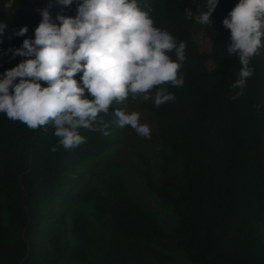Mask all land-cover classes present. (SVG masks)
Returning <instances> with one entry per match:
<instances>
[{
	"label": "trees",
	"instance_id": "1",
	"mask_svg": "<svg viewBox=\"0 0 264 264\" xmlns=\"http://www.w3.org/2000/svg\"><path fill=\"white\" fill-rule=\"evenodd\" d=\"M79 2L0 0L7 25L0 78L26 59L8 50L34 39L41 10L53 21L74 18ZM238 2L218 0L212 24L201 25L184 11H206L207 0H137L151 9L154 27L186 44L183 86L162 85L175 99L148 104L160 148L157 176L140 157L146 190L173 216L167 231L160 214L129 196L124 161H116L126 126L114 124L112 113L124 111L128 98L98 116L110 135L81 128L85 143L69 150L51 122L30 129L0 113V264H264V37L244 95L230 99L241 66L227 53L222 20ZM25 26L24 36L13 34ZM193 26L203 29L210 52L198 50ZM168 55L176 61L174 51Z\"/></svg>",
	"mask_w": 264,
	"mask_h": 264
},
{
	"label": "clouds",
	"instance_id": "2",
	"mask_svg": "<svg viewBox=\"0 0 264 264\" xmlns=\"http://www.w3.org/2000/svg\"><path fill=\"white\" fill-rule=\"evenodd\" d=\"M55 2L65 7L73 4V0ZM217 4L218 0H207L206 11L194 14L185 9L184 13L198 24H212ZM149 12L150 8L141 10L137 0H80L74 18L57 15L55 21L48 8L41 10L34 39H24L19 48L8 50L13 57L26 59L0 78V113L30 129L51 122L59 145L69 150L85 143L81 128L110 135L105 130L108 124L98 116L108 114L113 101H124L130 94L133 99H152L156 107L173 101L175 96L162 85L183 86L178 73L186 44H177L169 32L154 27ZM222 25L230 30L227 53L237 57L241 66L231 85L238 89L230 97L235 100L244 95L247 80L254 74L250 61L262 46L264 0H239ZM6 27L0 22V36ZM27 32L25 26L13 34L20 37ZM173 51L176 61L168 55ZM77 73H82L81 83L74 79ZM154 88L158 90L152 95ZM112 115L120 128L130 126L150 138V128L139 123L137 112L115 109Z\"/></svg>",
	"mask_w": 264,
	"mask_h": 264
},
{
	"label": "rangeland",
	"instance_id": "3",
	"mask_svg": "<svg viewBox=\"0 0 264 264\" xmlns=\"http://www.w3.org/2000/svg\"><path fill=\"white\" fill-rule=\"evenodd\" d=\"M192 40L200 52H210L211 43L209 40H206L203 29L193 26ZM205 67L207 70H210L213 68V63L208 61L205 64ZM128 99L129 101H127L124 105V112L126 114L137 112L140 117L139 123L147 124L149 126L150 138L142 137L130 126H126L122 144L118 150L119 157L116 159V161H124L125 165L122 173L124 174L127 182L129 196L132 199L142 201L144 205L152 212L160 214L163 229L167 231L172 223L173 216L167 208L161 206L146 190L144 176L142 174L144 165L140 161V157H143V159L147 160L152 173L155 176L158 175L160 148L156 146L153 141V135L156 131V119L148 110L150 99L145 101L143 100L142 96H137L136 99H133L131 94L129 95ZM261 235L264 241V221L261 226Z\"/></svg>",
	"mask_w": 264,
	"mask_h": 264
}]
</instances>
